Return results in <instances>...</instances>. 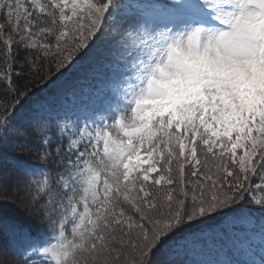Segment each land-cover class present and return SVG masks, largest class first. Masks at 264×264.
Instances as JSON below:
<instances>
[{
  "label": "snow or ice",
  "instance_id": "1",
  "mask_svg": "<svg viewBox=\"0 0 264 264\" xmlns=\"http://www.w3.org/2000/svg\"><path fill=\"white\" fill-rule=\"evenodd\" d=\"M106 28L131 60L112 106L53 135L13 77L72 65ZM0 84V144L40 138L17 183L43 225H13L0 264H154L237 214L241 258L200 264H264V0H0Z\"/></svg>",
  "mask_w": 264,
  "mask_h": 264
},
{
  "label": "rangeland",
  "instance_id": "2",
  "mask_svg": "<svg viewBox=\"0 0 264 264\" xmlns=\"http://www.w3.org/2000/svg\"><path fill=\"white\" fill-rule=\"evenodd\" d=\"M159 2L165 3L166 0ZM131 19L129 15L119 23L126 24ZM115 32L116 29H113L109 34L106 28L105 36L96 40L90 50L78 55L72 65L57 69L51 64V69L55 71V81L45 87L37 98L29 100L31 108L28 111L24 109V112L30 115L40 110L55 119L56 124L65 118L83 121L87 117L107 114L115 91L123 80L126 66L131 63L125 50L114 39ZM6 185V178H2L0 194L6 195ZM13 189L15 194L18 187ZM16 200L15 208L20 210L27 207L26 195H17ZM248 231L249 226L241 214L227 217L214 231L194 233L178 242L179 247L174 249L175 255L168 252L165 257L184 258L186 262L195 261V264L209 260L238 259L241 257L235 255L233 249L246 238Z\"/></svg>",
  "mask_w": 264,
  "mask_h": 264
},
{
  "label": "trees",
  "instance_id": "3",
  "mask_svg": "<svg viewBox=\"0 0 264 264\" xmlns=\"http://www.w3.org/2000/svg\"><path fill=\"white\" fill-rule=\"evenodd\" d=\"M49 72L51 73L50 75ZM41 76L44 78L41 79L40 77H35L33 75L21 76L18 79L15 76L13 77L14 83L19 84L21 89H27L28 95L25 104V110L27 111L31 108V104L28 105L29 100L37 98L45 87L55 81V71L51 69V65L45 66V70L41 73ZM3 88L4 85L0 84V94H3ZM52 122V133L55 135L57 132L55 127L57 121L52 119ZM39 139V136H37L34 131L30 132L27 138L17 137L16 134L12 132L9 134L7 142L0 144V180L2 178H6L7 187L5 191L7 192L6 195L8 197L6 200H0V256L10 257L12 255V250L9 246L11 239V232L9 229L13 225L22 227L25 231H30L32 233H39L42 231L43 225H41V223L30 213L28 207V197L26 200L27 207L19 210L15 208L14 205L17 201V195L21 197L26 195L22 185L17 183L18 178L22 179L19 170L23 167H28L38 163V159L34 153L38 148ZM13 187H18V191H16L15 194L13 193L15 191ZM246 207L252 206L246 205ZM231 216L234 215L211 218L206 223L202 224L198 229L189 230L184 233L183 236L186 238L194 233L214 231L227 217ZM185 238L178 239L177 243ZM168 252V250L162 251L155 258L154 264H169L170 259L165 257ZM178 260L186 261L184 258ZM194 262L190 261L188 264H195Z\"/></svg>",
  "mask_w": 264,
  "mask_h": 264
}]
</instances>
